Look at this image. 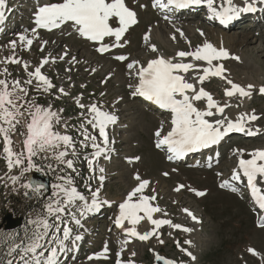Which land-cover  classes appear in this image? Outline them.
Returning <instances> with one entry per match:
<instances>
[{
    "label": "rangeland",
    "instance_id": "374dc122",
    "mask_svg": "<svg viewBox=\"0 0 264 264\" xmlns=\"http://www.w3.org/2000/svg\"><path fill=\"white\" fill-rule=\"evenodd\" d=\"M56 2L60 0H5L4 21L0 29V79L8 83L9 91L14 92V97H22L15 101L22 115H16L13 120L15 128L8 132L12 151L24 154L23 169L25 170L28 167L27 153L24 144L22 149L20 144L27 135L22 137V141L17 142L16 134H21L23 121H26L27 125L30 123V112L34 111L36 106L44 109L46 100L49 99L48 93L38 86V81L30 77L29 72H34L36 67H40L43 60L52 59L50 63L41 67V73L49 79L53 88L59 84L58 82L63 83V88L66 87L69 82L66 81L68 73L65 71L74 70L77 71V76H80L77 78L78 82H89L88 88L92 91L94 99L100 100L98 93L103 90V98L107 100L108 109L116 111L119 117L116 145L120 152V157L111 167L113 176L106 188L100 192L105 199L98 193V197L104 199L103 203L101 198L98 202L99 208L101 207L100 212L98 215H90L87 221H84L85 232L82 237L80 236V240H76L75 237L64 240L66 251L60 254L59 264H118V261L119 264H152L156 253L171 259L173 264H264V227L260 226L262 220L256 218L248 199L238 195L236 190L233 191V188L241 183L231 179L236 158L239 156L251 158L250 153L264 149V94L259 91L260 86H264V5L261 11L255 9L242 13V16L230 22L229 27L226 28L202 17L208 11L207 8H198L196 14L182 13L178 17L175 15L174 19L164 20L150 8L151 0H125L126 5L136 13L138 22L123 35L119 42L123 46L113 47L116 43L115 37H105L101 42L90 41L80 36L71 22L52 30L38 27L35 22L38 8ZM221 3L223 0H216V4ZM162 21L165 22V29L161 30L164 39L148 36L155 23ZM110 23L113 27L119 26L115 20ZM219 28L225 29L227 34L236 35L240 45L234 49V40H222L217 43L216 38L208 37L212 29L224 32ZM192 29L195 31L190 32ZM21 35L31 39L32 44L29 46L26 41H21ZM146 35L149 37L147 41L144 39ZM13 41L16 42L14 49L11 43ZM206 41L213 45L217 43L218 47L221 44L220 47L227 51L233 48L237 51L236 57L239 59H233L231 57L234 56L229 54L228 59L213 61L227 67L223 73L226 79L209 78L203 84H196V87L209 89L221 106L230 105L225 108L221 118L230 114H234L232 116L236 118L245 114L256 115L258 119L251 125H246V128L250 126L256 134L250 136L245 133H230L216 147L203 149L199 154L188 157L183 162H171L167 159L164 148L156 146L159 138L155 135L160 128L162 135L171 127L169 122L171 114L161 112L159 114L155 108L143 105L137 95H133L136 66L129 69L128 65L134 61L144 63L148 58L163 54L173 58L176 52L195 51L197 46L203 45ZM231 44L233 47L229 46ZM102 45H108L110 50L104 54L99 53L97 48ZM152 45L156 47V52L151 51ZM117 56H125L127 59L118 60ZM9 59L20 62H5ZM187 62L189 61H185ZM191 63L199 65L194 61ZM183 75L188 81L197 82L193 73ZM30 79L31 84L27 83ZM228 80L246 89L248 85H253L254 87L250 89L251 97H241L239 94L227 97L225 89L231 88L227 83ZM16 81H19L18 88L14 87ZM251 81L257 82L258 85ZM20 88L26 89L27 94L21 92ZM62 95L52 98L51 105L56 107L65 96ZM63 102L66 107L70 108L72 105L66 99ZM199 109H205L203 102L199 104ZM212 111L214 112V109ZM137 116L143 119L144 125H139ZM55 121L57 120L53 118L54 133H56L53 126ZM0 127L10 128V125L0 121ZM81 136L86 138V134ZM4 144L3 134H0V178H2L0 179V247L4 248L5 253L0 264H7L8 260H12L13 264H22L20 257L23 248L31 243L30 237L35 229V225L30 224L29 221L41 215L35 216L34 212L32 215L22 216L21 202L17 198L14 200L15 188L9 185V176L13 168L11 170L8 168L6 154L3 151ZM76 159H78L77 154L71 156L72 167H67L69 173L75 171ZM30 171L32 169L25 174ZM137 176L139 180L136 179ZM145 180L149 181L148 186L133 198V202L140 195L149 198L155 196V200L149 199V203L161 209L156 219L168 220L171 224L156 229L157 235L147 241L132 240L125 243L126 238L115 233L111 219L117 213V203L125 199L126 195ZM224 181L229 182V187L220 186ZM55 185L57 184L53 183L51 186V199L56 206L55 201L62 202L63 196L53 195L57 192ZM181 185L183 187L180 191H176ZM77 192L84 197L83 200L86 199L84 187ZM196 192H204L205 195L197 196ZM88 199L91 202L97 200L94 197ZM79 202L75 207L70 204L63 216L50 217L54 223L48 230L51 235H58L59 230L63 235V229L70 226L73 209L81 206ZM8 213L20 214L19 216L23 217L21 224L23 227L20 232L12 233V230L5 229L7 222H3L2 218ZM140 215L144 214L140 213ZM145 221L146 219L138 224L139 229L143 230L142 233L155 228L151 223L141 228L140 224ZM173 225L181 227L176 228ZM55 238L48 235L44 243L52 247L53 245L47 244V241ZM76 241L80 243L77 245L79 250L74 251L72 245H75ZM16 245L20 247L16 248ZM105 245L108 248L106 258L89 259L102 253ZM13 248L15 251H12ZM249 249H253L256 254L254 255ZM10 251L11 255H9Z\"/></svg>",
    "mask_w": 264,
    "mask_h": 264
},
{
    "label": "snow or ice",
    "instance_id": "6c2138e0",
    "mask_svg": "<svg viewBox=\"0 0 264 264\" xmlns=\"http://www.w3.org/2000/svg\"><path fill=\"white\" fill-rule=\"evenodd\" d=\"M260 3H264V0H259ZM205 4L209 10V19H217L222 25H227L230 22L238 19L242 13L254 11L255 9L251 4L245 0L246 6L236 7L233 5V0H223V3L219 6H214L216 0H153V7H159L160 9H183L191 5ZM5 6V0H0V9ZM143 7V5H141ZM4 12L0 10V22H2ZM115 20L118 23V27H113L110 21ZM35 22L38 27L52 30L59 28L65 23L71 22L80 36L95 42H101L105 37H115L116 43L113 47H122L121 41L123 35L129 30V28L135 25L138 21L136 13L131 10L125 0H60V2L47 4L38 8L35 14ZM177 31H180L177 29ZM183 36V33H180ZM201 35L203 33L201 32ZM175 40V36L172 37ZM144 39L147 41L149 37L146 35ZM21 41H26L27 45L32 44L31 39H27L25 36H20ZM13 49L15 48V41L11 42ZM108 45H102L97 48L98 52L104 53L109 51ZM151 51L156 52L157 49L154 45L151 46ZM191 57L194 61H203L207 64V67L201 68L197 64L191 62H182L184 58ZM63 58V57H61ZM180 58V62H173L174 59ZM229 53L222 46L220 48L215 47L210 42H205L203 45L197 46L195 51H179L174 58H164L158 56L155 59L150 60L147 66L139 67L136 73L138 83L135 86L133 95H138L145 98L148 101L153 102L159 108L168 110L171 113V130L167 135L161 137V131L158 130L155 135L159 138L156 146H167L168 152L173 156H169V159L173 157L180 158L187 153L196 152L203 148H208L211 145L219 143L225 136L230 133H245L247 135H255L256 132L246 128V122L255 121L258 117L254 114H245L239 116L235 121L227 119H216L210 121L206 117H212L216 114L223 115L225 108L230 105L221 106L216 100H214L211 93L207 92L203 87L197 89V87L188 82L185 79V75L190 71H195L198 75L195 77L198 84H203L210 77H220L226 79L223 75L225 69L222 64L214 65L213 61H219L221 59H228ZM233 59H239L238 57H231ZM118 60H125V56H117ZM5 62L19 63L16 59H9ZM47 59L43 60L40 67H36L34 72H29V76L38 81V86L42 87L45 91L52 88L53 85L49 79L41 73V67L47 64ZM138 61H134L128 65L131 69L138 65ZM27 69V65H25ZM6 71V70H5ZM27 83L31 84L30 79ZM231 85L230 89H225V95L227 97H233L237 94L241 97H251L253 85H248L247 89L241 87L238 84L233 83L231 80L227 81ZM14 87H19V81L14 82ZM20 91L25 95L27 90L20 88ZM63 92V89L60 90ZM261 94H264V86L259 89ZM191 92L190 96L188 93ZM179 97V98H178ZM22 99V97L15 96L14 92L9 91L8 83L0 79V121H4L10 128L0 127V134L4 137V153L5 159L8 162V168L11 170L14 166L18 167L24 162V154L14 153L11 148V138L8 132L15 128L13 120L16 115L21 114L19 107L15 103L16 100ZM206 101V108L204 110L198 109L194 101ZM22 106V105H21ZM83 107V105H81ZM14 109L15 111H13ZM215 109V113L212 111ZM89 111L94 114L93 119L88 123L99 131L100 137L103 138V143H108V135L106 128L109 124L116 122V117L106 112L101 111L96 105H92ZM22 115V114H21ZM31 121L27 125V138L24 141L25 152L27 153L28 167L25 171L31 170L34 165L32 164V157L39 151H45L47 149L59 147L60 143H63L65 147L70 146L71 138L67 135H60L52 131V121L55 118L57 121L59 117L55 112L49 109H42L40 106H36L34 111L30 112ZM18 122V121H17ZM258 131V130H257ZM86 139H91L93 142L96 137L87 136ZM97 151L96 156H99L102 152L106 151L99 144L95 142L92 144ZM242 155V150H240ZM67 155L66 151H60L56 155V159L63 161V157ZM250 159L241 158L238 162L239 171L234 170L232 175L233 181H241V175L246 179L247 186L250 189V194L254 201L261 210H264V191H262L259 185H264V150H256L249 154ZM67 167H72V161H66ZM101 172L104 169H100ZM167 175V174H165ZM2 179V178H0ZM13 183L18 180V177L9 178ZM63 179V178H60ZM104 178L101 177V180ZM136 179H140L139 176ZM69 185L71 181H66ZM149 181H141L137 187H135L126 197L123 203L119 205L120 213L115 220L117 227H124V222L127 221L131 228L126 229L127 234L133 237H137L141 241H147L152 236L157 235L156 229H159L162 225L171 224L168 220L153 219V213L160 212L161 209L153 207L149 203V199L155 200V196L149 198L147 196L140 195L138 199L133 202V198L137 197L138 193H142L148 186ZM221 187H229V182L224 181ZM25 188H31L33 191L39 192L44 187L43 185L32 186L30 184L23 185ZM183 185L176 188V191H180ZM58 190L53 195L59 196L63 194L66 199L63 201L65 205H70L77 200H83L77 190L73 187H65L62 184L55 185ZM236 189L233 188V191ZM27 195V193H25ZM197 196H204V192H196ZM93 196H98V192H94ZM60 200H56V206L53 203L45 205L47 216H56L58 213L65 211L64 207H61ZM107 203V202H105ZM97 200H93L90 205L85 209L86 212H91L99 207ZM187 211V210H186ZM143 213L144 215H140ZM191 215V213H189ZM147 219L155 228L152 231L140 234L136 230V225L142 220ZM195 219V217H193ZM77 224L79 220L75 221ZM30 224L35 225L32 237H30L31 243L23 248V254L20 259L22 264H59L60 254L66 251L64 240L69 238L71 229H63V239L56 237L50 239L47 244L53 245L47 247L44 243L45 237L48 236V230L53 227L49 223L47 218L38 217L35 220L29 221ZM264 227V219L260 224ZM173 227L180 228V225H173ZM43 229V231H41ZM189 231V229H184ZM76 240H80V236L75 237ZM129 241H125L128 243ZM162 243V241H161ZM20 245H16L19 248ZM39 250V251H38ZM15 251V248L12 249ZM254 255L256 254L253 249H249ZM108 252L107 245L102 253L89 257V259L106 258ZM47 253V254H46ZM29 254H32L29 256ZM11 255V251L9 252ZM119 255V254H118ZM135 255V253H133ZM190 255V253H189ZM157 259H162L157 256ZM7 264H13L12 260H8ZM119 264V261H118ZM165 264H173L171 261H165Z\"/></svg>",
    "mask_w": 264,
    "mask_h": 264
},
{
    "label": "bare ground",
    "instance_id": "6f19581e",
    "mask_svg": "<svg viewBox=\"0 0 264 264\" xmlns=\"http://www.w3.org/2000/svg\"><path fill=\"white\" fill-rule=\"evenodd\" d=\"M247 2L249 3V4H251L252 5V7L255 9H261V10H263V7L261 8V6L262 5H264V3H260L259 2V0H247ZM233 5L234 6H236V7H244V6H246V4H245V0H233ZM205 8H207V7H205ZM2 10V9H1ZM208 12V14L207 13H205V15H203L202 17H204V18H207V16H210V13H209V11H207ZM242 16V15H241ZM136 18H137V16H136ZM213 21H214V18L212 19ZM138 21V20H137ZM214 23L215 24H217V25H219V26H224V27H226V28H228L229 27V25H222V24H220V23H218V20L217 19H215V21H214ZM156 25H155V27L148 33L149 35L148 36H151V38L153 37V36H155L156 38H158V39H164V38H162V36H161V30H163V29H165V22H158V23H155ZM150 25V24H149ZM154 25V24H153ZM219 29H223V28H219ZM180 30L182 31V29L180 28ZM225 29H223V31H224ZM195 31V29H192L190 32H194ZM163 32V31H162ZM210 33V35L208 36L209 38L212 36V38H216L217 39V43H218V41H221L222 42V40H234L233 42H235V45H234V49L237 47V46H239L240 45V42H239V40L238 39H236V38H238L236 35H233L232 33L231 34H227L225 31L224 32H222V31H218V30H215V29H212L211 31H209ZM164 33H165V31H164ZM164 35V34H163ZM167 40V39H166ZM163 42V41H162ZM245 42V41H244ZM215 44L214 43V46L215 47H217V48H219L220 47V45H219V47H218V44ZM226 43V42H225ZM229 43V42H228ZM230 44V43H229ZM229 46H232L233 47V44H231V45H229ZM233 48L231 49V48H229V51H228V53L229 54H231L232 56H234V57H236L237 56V51H235ZM179 52V51H178ZM177 53V52H176ZM163 57L164 58H168V57H166L164 54H163ZM174 57H176L175 55H174ZM173 57V58H174ZM152 58V57H151ZM149 59V58H148ZM185 61H194V60H192V58L191 57H188V58H184L183 59V61L182 62H185ZM51 61H49V63H50ZM173 62L175 63V62H180V58H177V59H174L173 60ZM189 62H187V63H189ZM194 62H197L198 64H199V66L201 67V68H203V67H207V64L206 63H204V62H199V61H194ZM133 63V62H132ZM213 64H216V63H213ZM217 64H222V63H217ZM136 67H137V65H136ZM224 67V69L225 70H227V67L225 68V66H223ZM258 71V70H257ZM227 72V71H226ZM136 73H137V70H136ZM190 74H194V75H198V73L197 72H195V71H190L189 72ZM183 74V73H182ZM44 75V74H43ZM136 76V75H135ZM135 79H136V77H135ZM252 79V78H251ZM248 80H249V78H248ZM136 82V81H135ZM191 83H193L195 86H196V84H198L197 82H195V81H192ZM251 83H253V84H257V82L256 83H254L253 81H251ZM258 85V84H257ZM263 86V85H262ZM262 86H260V87H262ZM200 88V87H199ZM198 88V89H199ZM134 89H135V85H134V87H133V92H134ZM141 104V103H140ZM143 104V103H142ZM143 105H147V104H143ZM148 106V105H147ZM215 110V109H214ZM214 113H215V111H214ZM233 113V112H232ZM158 114V113H157ZM159 114H160V112H159ZM171 114V113H170ZM154 115V114H153ZM232 115H234V114H230V115H228L227 116V119H230V120H233V121H235L237 118H238V116H237V118L236 117H234V116H232ZM250 115V114H249ZM137 119H139L138 120V123H139V125H144V122H143V119H141V117L140 116H137L136 117ZM206 119H208V120H210V121H214V120H216V119H224V118H221V115L220 114H216V115H214V116H212V117H206ZM137 122V121H136ZM137 123V124H138ZM136 124V123H135ZM136 124V125H137ZM249 125H251V124H249ZM124 126V125H123ZM149 126V125H148ZM139 127H141V126H139ZM142 128H143V126H142ZM171 128V127H170ZM247 128H251L250 126L249 127H247ZM258 129V128H257ZM159 130H161V128L159 129ZM252 131H253V129H251ZM236 150V149H235ZM260 150H264V149H260ZM216 152V151H215ZM217 154V153H216ZM167 155V154H166ZM184 160H186V159H184ZM173 161V160H172ZM121 164H122V162H121ZM122 171V170H121ZM105 199V198H104ZM110 203V202H109ZM112 205V204H111ZM113 206V205H112ZM105 207H107V206H105ZM108 207H110L109 205H108ZM94 211V210H93ZM93 211H91L90 213H91V215H93V214H95ZM158 214V212H156V213H153V219H156L157 218V215ZM52 217V216H51ZM54 219V218H53ZM69 220V219H68ZM160 220H162V219H160ZM65 221V220H64ZM67 222V221H66ZM126 223L125 224H127V225H130L127 221H125ZM60 223V222H59ZM149 221L146 219V221L145 222H142L141 224H140V227L141 228H144L145 226H147V225H149ZM68 225V224H67ZM58 226V225H57ZM131 227H132V225H130ZM139 225L137 224L135 227H136V230H138L139 232H141L142 233V229H139V227H138ZM59 229V228H58ZM54 232V231H53ZM56 232V234H57V230L55 231ZM56 236V235H55ZM135 242V241H134ZM137 243V242H136ZM77 248V250H79V247H76Z\"/></svg>",
    "mask_w": 264,
    "mask_h": 264
},
{
    "label": "water",
    "instance_id": "95a60500",
    "mask_svg": "<svg viewBox=\"0 0 264 264\" xmlns=\"http://www.w3.org/2000/svg\"><path fill=\"white\" fill-rule=\"evenodd\" d=\"M28 181L32 186L43 185L45 189H48L50 184L49 180L43 178L37 171L28 174ZM4 221L7 222L5 225L6 229H13L19 226L21 218L11 219V214H7L3 218V222ZM157 256L161 257L162 259H157ZM165 261H171V259L165 257L164 255L157 254L152 264H165Z\"/></svg>",
    "mask_w": 264,
    "mask_h": 264
},
{
    "label": "built area",
    "instance_id": "2783aa9c",
    "mask_svg": "<svg viewBox=\"0 0 264 264\" xmlns=\"http://www.w3.org/2000/svg\"><path fill=\"white\" fill-rule=\"evenodd\" d=\"M57 162H58V160L55 157L51 160L52 164H56ZM48 176H51V174L48 173Z\"/></svg>",
    "mask_w": 264,
    "mask_h": 264
},
{
    "label": "trees",
    "instance_id": "16d2710c",
    "mask_svg": "<svg viewBox=\"0 0 264 264\" xmlns=\"http://www.w3.org/2000/svg\"><path fill=\"white\" fill-rule=\"evenodd\" d=\"M0 255H1V253H0ZM0 258H1V256H0ZM1 260V259H0Z\"/></svg>",
    "mask_w": 264,
    "mask_h": 264
}]
</instances>
